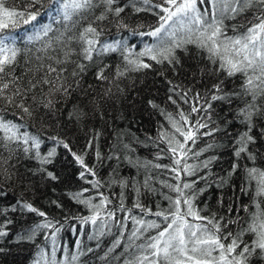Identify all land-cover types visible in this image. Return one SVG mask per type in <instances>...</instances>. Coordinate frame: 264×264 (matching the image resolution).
Segmentation results:
<instances>
[{
  "label": "trees",
  "instance_id": "1",
  "mask_svg": "<svg viewBox=\"0 0 264 264\" xmlns=\"http://www.w3.org/2000/svg\"><path fill=\"white\" fill-rule=\"evenodd\" d=\"M161 2L118 0L113 7H124L119 17L108 13L106 20L95 21L103 10L102 6H96L81 10L66 21L61 11L64 0H36L30 10L39 13L37 20L2 34L9 37L6 40L9 46L18 49L14 74L20 77L21 90L27 89L30 82L37 87L24 93L23 102L31 115L16 106L20 103L17 98L10 106L0 102V117L23 125L20 132L38 137L41 144L39 149L26 153L22 141H4L5 133L0 129V161H7L0 166V226L7 231L6 236L0 237V264H35L36 261L52 264L53 259L55 264H126L142 255L151 259L146 248L148 238L156 236L171 221V217L165 221L154 213L164 211L167 215L174 210V207L170 209L169 197L181 199V213L185 216L187 206L183 200L190 198L200 216L210 220L214 217L226 245L230 240H224V235L241 233L240 239L254 248L256 234L244 230L254 219L264 217V195H258L259 177L250 178L247 169L255 167L264 171V97L253 101L251 96H245L244 76L228 77L224 71H217L219 60L210 61L207 50L197 44L177 48L172 64L158 63L150 55L138 56L146 47L157 43L156 37L141 34L159 26V16L163 13L156 5ZM5 6L17 11L28 7L26 0H5ZM197 7L205 22L210 23L213 18L222 20L224 35L232 38L244 35L256 18L264 14L259 0L238 14L222 11L224 0H198ZM90 23L102 31L96 46L98 51L92 61H86L80 55L82 42L78 38ZM47 26L51 31L47 35L40 32L36 38L39 29ZM176 27L177 41L185 39L186 32L179 25ZM195 36L194 32L193 39ZM115 41L121 42L120 48L101 50L103 44ZM70 49L67 59L65 53ZM125 56L150 67L135 70ZM66 59V63H56ZM72 61L85 64V70L80 72ZM48 65L66 69L61 76L70 85L67 94L59 91L49 95V86L39 83L45 76L55 80L56 73H49ZM101 69L106 79L98 78ZM73 71L79 74L74 77ZM221 81L222 91L215 94L228 95V99L211 100L212 86ZM232 93L238 95H229ZM49 99L52 106L46 107ZM247 103H254L260 109L253 116L249 133L254 143L248 145V151L255 160L248 159L246 154L241 157L234 154L239 134L248 130L239 112ZM193 104L201 110L193 113ZM181 113L187 122L181 119ZM197 121L207 127L197 131ZM176 127L195 133V143L187 141V155L183 158L179 152L176 155L171 152L175 141L184 143ZM206 132L212 134L204 135ZM169 140L173 141L171 145ZM58 141L68 144L71 151ZM5 143L7 148L3 146ZM53 149L55 155L50 163L41 164L34 156L36 151L46 156ZM72 153L82 156L84 165L95 176L86 172ZM176 159H181L179 165L175 164ZM206 162L208 166L204 167ZM185 164L191 166L192 174L184 170ZM234 165H238L235 171ZM173 167L179 172H173ZM48 172L56 178L52 179ZM81 172H85L83 178ZM184 183L193 186L184 189ZM169 185H179L183 195ZM77 193L81 194L79 199L74 198ZM104 197L107 203L96 223L85 222L94 213L81 201L100 204ZM25 203L46 216L29 212L23 208ZM137 203L141 207L137 208ZM186 219L192 224L208 223L191 216ZM45 220L54 227L41 229L33 239H27L30 230ZM136 220H143L145 225L155 221L160 228L145 230ZM138 228L141 230L133 237ZM200 254L194 253V258L203 259ZM212 258L216 264L219 252H213ZM247 264H264V250L255 248Z\"/></svg>",
  "mask_w": 264,
  "mask_h": 264
},
{
  "label": "snow or ice",
  "instance_id": "2",
  "mask_svg": "<svg viewBox=\"0 0 264 264\" xmlns=\"http://www.w3.org/2000/svg\"><path fill=\"white\" fill-rule=\"evenodd\" d=\"M28 7H25L23 11H17L13 8L5 6V0H0V102L4 106H10L16 103L17 98H19L20 103L16 104L17 107L21 108L23 112L31 115V111L28 107L24 105L26 91H30L37 87L35 83H29V87L24 91L21 90L20 77L14 74V65L16 63V56L18 49L14 46H9L6 40L9 37L3 36L2 34L9 30L17 27L20 24H30L37 20L39 15L36 11H31L30 9L35 6L36 0H26ZM118 0H64L61 5V11L63 19L70 21L74 14H78L81 10L92 9L96 6H102L103 10L100 15L95 17V21H104L107 19L108 13H113L116 17L124 11V7H113L117 4ZM145 4L150 3V0H143ZM225 9L222 11H231L234 14L245 11L247 8L253 6L254 0H224ZM198 0H162V2L156 7L160 8L163 15L159 16V26L156 27L150 33H142L141 35H150L157 38V43L151 47H146L145 50L138 54V56L150 55L151 59L157 61L158 63H163L167 61L172 64L175 60V50L182 47L185 44L193 43L197 44L200 48L206 49L209 53V60L216 63L219 60L217 71H224L228 77H233L237 74L244 76V82L242 84V91L245 96H251L252 100L255 101L258 97H264V14L256 18V22L252 23L250 27L247 28L246 33L237 37H227L222 31V20H217L213 18L210 23L205 22L202 14L200 13L198 7ZM261 7H264V0H259ZM235 5V6H233ZM139 10V9H137ZM215 17V13L213 14ZM171 22V23H169ZM177 25L179 29L186 32V38L177 41ZM126 27V25H125ZM48 31H51V27H43L39 29L36 34V38H39L40 32L47 35ZM102 30H98L93 24H88L87 27L79 35V41L81 44L80 55L86 61H92L93 54L98 51L97 44H99L98 37L101 35ZM196 33L195 39H193V33ZM221 37L223 40L221 41ZM29 36V39H32ZM121 47L120 41H115L112 44H103L101 46L102 51H115L117 48ZM65 53L67 59H70V52ZM130 53V49L128 50ZM67 59L64 61L57 60V64L66 63ZM128 63L133 66L135 70L141 68L150 67L149 64L143 63V61L129 60L128 56H125ZM76 68L80 72L85 70V64L76 63ZM178 62V61H176ZM49 73H56L55 80L49 79L45 76L39 83L46 84L49 86V95L55 92L63 91L67 94L70 85L65 84L66 78L61 76V73L66 71V69H57L51 65L47 66ZM127 70V69H126ZM79 73L73 71L72 76H77ZM118 75H123V73L118 72ZM99 79H106L103 75V70L98 73ZM223 81L214 84L212 86L213 95H211V100H222L228 99V95H217L215 93L221 92ZM229 95H238V93H232ZM197 101L199 100V93L196 94ZM46 107L52 106V101L49 99ZM211 107V104H208ZM201 109L193 104L191 111L196 113ZM243 117V122L247 126V131L240 133L239 138L235 141V156L241 157L242 154H246L248 159L255 160V156L249 153L248 145L254 143V137L250 135L252 129L253 116L260 113V109L254 103H247L244 108L239 110ZM181 119L187 122V117L181 113ZM174 127L176 126L174 122ZM23 125H18L12 121H5L3 117H0V129H3L5 136L4 141H22L24 151L30 152L32 149H39L41 141L38 137L30 135L28 132H20V128ZM207 127L206 124H202L199 121L196 122L197 131L199 128ZM176 131L181 133L184 139V143L179 140L175 141L176 146L171 147V152L176 155L179 152L181 158L186 157L187 151L185 150L187 141H192L195 143V133L189 129L188 131H182L181 127H176ZM212 132H206L204 135H211ZM55 139V138H53ZM58 143L63 144L65 149H69L68 144L58 141ZM173 143L169 140V144ZM5 148L8 147V143L3 145ZM55 155V150L49 151L46 156H41L38 151L34 153L36 159L40 160L41 164L50 163L51 157ZM75 159L84 166L85 171L89 174L95 176V172L84 165V160L82 156H77L72 153ZM196 155H199L197 153ZM7 161H0V166L6 164ZM181 159H176L175 164L179 165ZM209 162L204 164V167L208 166ZM157 167H160L157 165ZM238 165L233 166V171L236 170ZM184 170L189 174H192L191 166L185 164ZM7 169H5V172ZM173 172H179V169L173 167ZM250 178L259 177V192L258 195H264V171L259 170L255 167L247 169ZM48 176L55 179L56 177L53 173L48 172ZM85 172H81L80 176L83 178ZM177 179L180 176L177 175ZM95 184H99L96 181ZM192 184L184 183L183 188H192ZM170 188L180 195H183V191L179 185H169ZM80 193L74 195L75 199L80 198ZM170 209L174 207V210H170L166 215L164 211H158L154 215L163 217L165 221L169 220L163 230L157 232L156 236L149 237V242L146 245L147 250H150L151 259L148 255L137 256L133 261H127L126 264H188L189 261H194V264H213L212 253L218 251L219 258L216 260V264H247L248 256L254 251L255 248L264 250V217L254 219L252 224L249 225L244 231L252 232L256 234V240L254 241V248H250L248 244L244 243L240 239L241 233H237L235 236L231 232L224 235V240H230L227 245L222 242L220 235V225L218 222H213V219L208 217H202L194 209L192 199L184 198L183 204L187 206L186 216L194 217L196 220H207V224H192L190 223L184 214L181 213V199L177 198L172 200L170 197ZM82 203L88 205L93 210V215L85 219V222L90 220L93 224L96 223L100 216V211L106 206L107 197H104L100 204H92L90 200H83ZM136 207H141L138 203ZM23 208L27 209L29 212L37 213L40 217H45L46 213L35 208L30 203H25ZM123 210V206H121ZM109 215H114V213H109ZM11 223V221H9ZM135 223L141 225L142 228L146 229H159L160 225L155 221L148 222L145 225L143 220H136ZM211 225V229L209 228ZM54 225L45 220L44 223H38L34 228L30 230V234L27 239L31 240L35 236L36 232L41 229L53 228ZM141 229H136L132 235L135 237L137 232ZM59 231V229H56ZM200 233V235H198ZM7 235V231L3 230V226H0V237ZM21 239L24 237L21 236ZM119 243V242H117ZM243 244V248L237 253V249ZM191 245V248H189ZM143 247V246H141ZM201 253L202 256L207 257V259H195L188 255V252ZM235 254V255H233ZM231 256V258H229ZM53 257H55V252H53ZM186 259H183V258ZM76 260V257H72ZM35 264H40V261H36ZM52 264H55L53 259Z\"/></svg>",
  "mask_w": 264,
  "mask_h": 264
},
{
  "label": "rangeland",
  "instance_id": "3",
  "mask_svg": "<svg viewBox=\"0 0 264 264\" xmlns=\"http://www.w3.org/2000/svg\"><path fill=\"white\" fill-rule=\"evenodd\" d=\"M198 235H200V233H198ZM189 248H191V245H189ZM188 255H189V256H193V257H195L194 253L191 252V251L188 252ZM200 257H202L201 254H200ZM182 258H183V257H182ZM183 259H184V258H183ZM185 259H186V258H185ZM196 259H199V258L197 257ZM203 259H207V257H203ZM188 264H189V263H188ZM190 264H194V261H190Z\"/></svg>",
  "mask_w": 264,
  "mask_h": 264
}]
</instances>
